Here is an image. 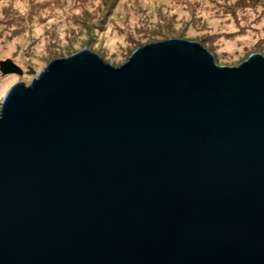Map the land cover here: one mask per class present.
Wrapping results in <instances>:
<instances>
[{"label":"water","instance_id":"water-1","mask_svg":"<svg viewBox=\"0 0 264 264\" xmlns=\"http://www.w3.org/2000/svg\"><path fill=\"white\" fill-rule=\"evenodd\" d=\"M0 105V264H264L260 55L84 50Z\"/></svg>","mask_w":264,"mask_h":264},{"label":"rangeland","instance_id":"rangeland-1","mask_svg":"<svg viewBox=\"0 0 264 264\" xmlns=\"http://www.w3.org/2000/svg\"><path fill=\"white\" fill-rule=\"evenodd\" d=\"M32 5L41 17L20 25ZM167 40L198 43L218 67L264 58V0H0V63L22 70L0 73V103L53 60L86 50L117 68L138 48Z\"/></svg>","mask_w":264,"mask_h":264},{"label":"trees","instance_id":"trees-1","mask_svg":"<svg viewBox=\"0 0 264 264\" xmlns=\"http://www.w3.org/2000/svg\"><path fill=\"white\" fill-rule=\"evenodd\" d=\"M38 6H30L29 7V9L26 11V16L25 17H20V21L18 22L20 25L22 24L23 26H25V25H31L32 24V22L35 20L34 18L35 17H41L40 16V9L39 8H37ZM35 11H36V15H35ZM17 16H15V17H12L11 19V21H17ZM19 19V18H18ZM14 23H16L17 24V22H14Z\"/></svg>","mask_w":264,"mask_h":264}]
</instances>
